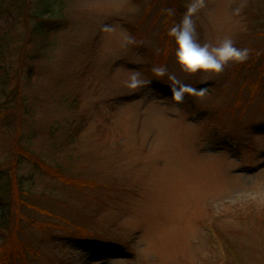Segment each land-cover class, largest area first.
I'll use <instances>...</instances> for the list:
<instances>
[{"label":"rangeland","instance_id":"rangeland-1","mask_svg":"<svg viewBox=\"0 0 264 264\" xmlns=\"http://www.w3.org/2000/svg\"><path fill=\"white\" fill-rule=\"evenodd\" d=\"M187 2L32 0L0 17L10 35L0 78L3 63L12 75L0 101L16 115L7 135L0 126V173L13 178L9 219L19 209L33 220L14 236L24 256L5 264H264V75L247 65L236 80L237 64L184 72L168 29ZM204 5L201 43L231 36L264 48V0ZM45 6L59 29L28 39L39 23L26 15ZM160 65L194 91L175 101L167 76L152 71ZM132 71L150 84L126 88ZM259 77L253 94L246 80ZM60 172L87 184L64 185ZM1 223L0 245L9 238Z\"/></svg>","mask_w":264,"mask_h":264},{"label":"trees","instance_id":"trees-1","mask_svg":"<svg viewBox=\"0 0 264 264\" xmlns=\"http://www.w3.org/2000/svg\"><path fill=\"white\" fill-rule=\"evenodd\" d=\"M3 1H5V0H0V3ZM42 1L44 2V0H38L39 5H40V2L42 3ZM26 3H28L29 6H31L32 0H30V2H29V0L28 1L27 0H10L8 6L6 5L7 7L0 4V17L11 16V14L15 10H17V8L28 7ZM32 7L35 8L34 3H33ZM28 8H30V7H28ZM47 11H50V6L49 7L45 6L44 10L39 11L38 14H35V12H34V13H30V14L26 15V21H27L26 23H28L29 20H35V22L39 23V24H37L35 26H31V27L28 25V37H27L28 39H30L31 37H34L35 32L37 33V36L39 35L41 37V39H46L47 37L50 36L49 35L50 33L59 29V25H60L59 21H55L53 19L55 17L52 15V11H50L49 13H47ZM43 19H44V21H43ZM50 21H52L53 23L50 24ZM4 30L5 29H3V31L0 30V62H2V58L4 59V54L8 53L6 49L10 48V43H9V39H8L10 37V35L8 36V33ZM41 39L38 38L37 40L41 41ZM247 48L251 49V57L247 62H245L243 64H237L236 71H235L236 80H237V76H239V74H241V71L243 73V72H245V70L248 69V67H245L247 65H250L253 68L256 67V69L260 72V74L264 75V48L263 47H257L254 45L248 46ZM21 52H22V50H21ZM24 58L25 57L23 56V54L20 55L21 61H23ZM4 65H5V63H3L2 67H1V69L3 71H5V74L3 77L0 78V100H1V96L8 91L7 85L9 84L10 77L12 76L9 74L10 72L8 71V68L5 67ZM246 82L250 86V89L256 90V89H258L257 87L260 84V77L256 78V79L248 78L246 80ZM11 107H12V105H10L8 103V101H5V102L0 101V126H1V130H2L1 134H3V135H7V133L9 131H11L12 125H10L9 123L11 122V119H14L16 117V115L14 113L15 110H13ZM8 115L9 116L12 115V118L11 119L8 118L7 117ZM13 151H14V153H17L16 149ZM21 158H22V156L19 159H21ZM26 158L29 160H32V159H30L29 156H27ZM37 161H35V163L38 164V167L41 170L47 172L49 168L45 165H42L41 161H39V160H37ZM11 163H14L16 166H18L20 163V160H12ZM61 171H63V170L61 169ZM60 174H63L64 185L70 184V185H75L79 188H83V186L87 184V183H84L81 179H79V180L76 179L75 181H72L74 179L69 178L68 175L65 174L64 172H60ZM59 177H62V175H60ZM12 179L13 178H12L10 172H8L6 174L4 171V176H1V173H0V223L1 222L5 223V224L1 223L4 226V227H2V230H4L5 228H8L7 233L9 234L8 241H6L2 245H0V255H1L0 264H5L6 261H11L12 258L16 262L17 259L21 258V256H24L25 251H26L25 248H27V246L24 243L20 245V242H18V241L16 242V239H14V236L16 235L18 230L24 231L25 225H27L33 221L32 218L27 217L19 209L17 212L18 217L14 221L9 219L8 213H10V210H12V209H11L10 203L8 202V200L6 198L5 187H7L8 189H11ZM22 180H23L22 177L17 180V183L20 186L23 183ZM90 184H92V183L90 182ZM20 191H22V190H20ZM24 194H25L24 192H20V198L23 197L25 201H28V203H26V204L33 205V203H31L27 199V197L23 196ZM22 204L23 203H21L20 206H22ZM3 206H5V208H3ZM39 208H41V207H39ZM1 209H4L5 211L1 210ZM41 209L44 210V212L49 214V215L53 214L50 210H48L46 208H44V209L41 208ZM37 211L40 212V209ZM43 224H45V223H43ZM0 231H1V229H0ZM87 239H88V237H87ZM15 262H14V264H15Z\"/></svg>","mask_w":264,"mask_h":264},{"label":"clouds","instance_id":"clouds-1","mask_svg":"<svg viewBox=\"0 0 264 264\" xmlns=\"http://www.w3.org/2000/svg\"><path fill=\"white\" fill-rule=\"evenodd\" d=\"M204 0H188L186 11L171 28L168 29V36L175 44L174 55L176 62L181 69L189 74H220L230 64H243L251 57V49L247 47H237L235 40L231 36H224L215 43L203 42L199 40L196 19L197 13L204 8ZM169 15H175L174 9H165ZM239 9H237V12ZM103 31L113 33L116 29L110 25H104ZM135 39L130 35L124 36V44H135ZM157 78L167 76L171 82L173 99L181 102L185 92H192L193 89L184 85L174 74H169L166 66H154L152 69ZM145 80L140 71H132L124 81V86L130 90H140L150 84ZM200 96L204 91L199 92Z\"/></svg>","mask_w":264,"mask_h":264}]
</instances>
